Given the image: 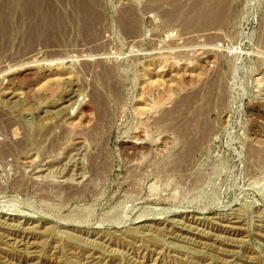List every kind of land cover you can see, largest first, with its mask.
<instances>
[{"label":"rangeland","instance_id":"1","mask_svg":"<svg viewBox=\"0 0 264 264\" xmlns=\"http://www.w3.org/2000/svg\"><path fill=\"white\" fill-rule=\"evenodd\" d=\"M0 134V264H264V0H0Z\"/></svg>","mask_w":264,"mask_h":264},{"label":"built area","instance_id":"2","mask_svg":"<svg viewBox=\"0 0 264 264\" xmlns=\"http://www.w3.org/2000/svg\"><path fill=\"white\" fill-rule=\"evenodd\" d=\"M2 140V135L0 134V141ZM14 159L12 156H7L0 160V187L4 184H8L9 178L13 173Z\"/></svg>","mask_w":264,"mask_h":264},{"label":"bare ground","instance_id":"3","mask_svg":"<svg viewBox=\"0 0 264 264\" xmlns=\"http://www.w3.org/2000/svg\"><path fill=\"white\" fill-rule=\"evenodd\" d=\"M219 1V0H218ZM31 2V1H30ZM207 12H209V11H207ZM203 13V12H202ZM11 98V97H10ZM67 101H68V99H67ZM6 184H4V186H5ZM3 187V186H2Z\"/></svg>","mask_w":264,"mask_h":264}]
</instances>
